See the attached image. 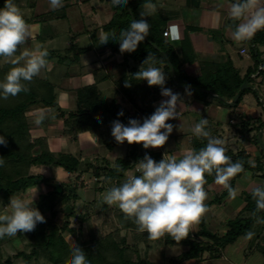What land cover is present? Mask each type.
Segmentation results:
<instances>
[{
    "label": "crops",
    "instance_id": "obj_1",
    "mask_svg": "<svg viewBox=\"0 0 264 264\" xmlns=\"http://www.w3.org/2000/svg\"><path fill=\"white\" fill-rule=\"evenodd\" d=\"M85 1V12H80L81 6L77 5L70 13L69 20L55 23L70 22L72 25L74 23L71 21L72 18H75L76 21L79 19L84 20L85 17L83 16L92 13V18L93 16L96 17V22L93 25L97 24L98 27L96 28H99L97 32L94 29L91 34H88L84 22L82 25L83 30L75 31L74 35L69 34L70 29L64 32V30L60 29V31L54 25L50 26L54 22L49 23V29L46 27L43 32L41 31L53 35L54 38L66 35L65 41L67 44L64 48L55 45L56 47L50 46L43 49L46 45L42 44L43 60L48 62L47 66L50 72L52 68V71L55 72L57 67L69 68L74 63H81V66H83L87 55L90 56V54L96 58L93 65L90 66V68H95L77 78L79 84L72 85L67 89L57 87L58 103L67 113L77 109L78 90L87 86L96 85L108 102L118 98L123 103L121 96L117 93L115 79L98 82L95 75V72L100 69H103L106 73L112 72L119 68L123 62V58L119 54L110 49H104L94 40V35H100L102 27L112 20L115 11H110L111 3L107 1ZM133 1H135L137 7L136 15L141 22V26H145L151 35H156L172 48L174 55L182 65L185 75L195 80L212 82L214 84L213 89L221 93L219 95L206 89L197 90L196 87L187 85H173L165 88L160 93L155 106L163 109L164 105L170 104V107L165 111L166 118L155 123L142 120L139 124V127L144 128L146 136L152 140L146 148L162 154L165 150L163 149L164 141H162L163 131L167 130L169 133L178 131V136L172 134L170 139L166 137V144L169 148L167 149L168 154L172 156L170 161L196 158L192 146L193 139L208 136L213 144H219L235 154L242 153L252 165L260 161L264 166V0ZM99 6L103 8L101 13L97 12ZM20 27L21 29L23 27L28 28V26ZM166 30L169 31L168 37L163 36ZM41 32L37 35V38L41 42L47 43L48 40L43 39ZM93 32L96 33L90 38ZM258 32L263 33L261 40L257 41L256 44L250 42V39ZM85 36H87V39ZM50 39L53 38L50 36ZM73 45L81 48L87 47L88 51L80 56L78 61L67 64L65 57L73 59V55L68 56L66 50ZM242 50H245V53H242ZM24 56L26 55L21 51L19 55H10L9 58H23ZM17 63L23 64V61ZM130 64H133L134 67L137 66L132 60L128 63V67ZM260 66L262 70L256 74ZM124 69L128 71L129 68L125 67ZM47 74L42 78L48 79ZM68 75L70 76L71 73ZM70 79H76V77H70ZM215 80L218 81L214 82ZM72 82L75 84L76 81L72 80ZM239 83L240 87L238 86ZM107 92L111 94L109 99L105 96ZM71 94L75 96L74 106H71V102H69ZM236 98L237 100H235ZM122 105L123 107L129 106ZM58 121L66 130L65 118H59ZM43 128L41 131L50 139V145L60 148L54 150L50 146L53 155L59 156V154L68 153L81 156L82 161L89 156L88 151H100L102 143L106 145L105 140L110 137L107 136V133L103 134L101 132L74 135L66 134L65 131L60 136L52 137L47 135V128ZM57 132L59 133V130ZM121 147L125 148L124 152H121ZM63 148H65V151ZM107 152L108 155L105 156V160L110 163L111 167L109 168H114L112 165H116L119 159H124L127 156L128 148L126 145H119L112 149L107 147ZM35 170H39L40 174H43L42 171L48 172L47 178L50 180L73 176L63 168L36 166L31 169L32 175H37ZM164 171L167 174L166 182L154 187L148 198L156 201L154 204L167 202L182 206V210L169 219L168 227L174 234L196 237L199 231L197 212L201 210V216L205 219L208 230L224 236L229 230L227 226L229 221L252 216L251 210L248 209L249 200L246 199V196L261 191L264 192V172L256 175V173L246 171L237 178L232 193L225 200L212 203L215 197L226 190V185L217 181L204 187L201 182L198 183L201 170L180 169L176 172H169L164 169ZM231 172L232 168L228 169L224 175L229 177ZM141 173L143 172L134 167L128 170L121 180L126 182L130 178L141 176ZM85 174H83V177ZM101 178H104V176L99 179ZM96 189L95 186L93 189L94 194H96ZM47 190L48 186L42 183L34 190L28 191L27 194L30 195V199L26 203L28 205L33 203L32 198H39L41 195L46 194ZM197 190L198 194L194 196ZM88 191L90 190L88 189ZM88 191L86 190V192ZM126 195V191L124 192L121 187L116 194H111L110 198L112 199L110 201H104L107 206L110 202L120 205L121 202L127 201V204L124 205L126 208L131 206L128 198L126 199ZM133 209L140 210L144 208L133 207ZM177 220L178 222H176ZM171 223L172 225H170ZM262 224L263 222L258 220L255 226L261 228L263 227ZM256 234V231L251 232L226 247L239 244L238 255L241 256L244 264H248L255 251L262 253L264 256V227L258 235ZM242 239L243 241L239 242ZM155 247L152 248V252L154 250V252H158L159 250L162 256L170 250H176L178 254L183 250L180 246H168L166 244L154 249ZM215 249L219 252H225L223 247L216 246ZM217 254L205 253L199 260H190L183 264L191 262L194 264H208L211 260L223 257V253L220 256H217ZM173 256L164 257L165 261ZM223 259L227 261L226 256Z\"/></svg>",
    "mask_w": 264,
    "mask_h": 264
},
{
    "label": "trees",
    "instance_id": "obj_2",
    "mask_svg": "<svg viewBox=\"0 0 264 264\" xmlns=\"http://www.w3.org/2000/svg\"><path fill=\"white\" fill-rule=\"evenodd\" d=\"M43 1L0 0V10H3L6 16L5 21L0 26V51H3L0 52V59L4 56L21 53L20 44L22 40L19 37L18 27L38 24L44 30V25L69 20L70 13L75 9L79 0H49L51 4L53 3L51 11L47 14L33 13L31 18L22 13L25 10L34 12ZM101 1L111 3L115 14L112 20L102 27L100 35H96V32L93 33L95 34V42L123 58L120 69L129 68L128 63L131 60L137 64L130 69V74L126 72L118 78L114 76L113 71L106 73L100 69L95 72L98 82L115 79L117 93L121 96L123 103L118 98L108 102L96 85L87 86L78 90L77 109L67 113L58 103L56 85L46 78L27 73L25 68L20 65H6V72H0V79H4L6 86L1 91L12 103L7 108L4 106L2 113L8 115L9 118L12 117L13 123L17 124L11 127L7 126L6 139L0 140V163H8L12 168L10 177L3 176L0 179L2 180L0 189L5 192L6 198L10 200V197L12 199L14 197L20 199L21 197L23 201L22 196L25 193L34 190L42 183L40 176L31 174V169L36 166L63 168L70 174L78 173L80 175L89 173L94 169L93 164L89 161L86 162V160L82 161L81 156L68 153L59 154L58 157L54 156L48 144L45 146V152L35 153L32 151L33 145L28 141L30 130L27 127L28 119H26L25 113L29 108L38 104L54 109L53 117L65 118L66 130L64 133L66 134L107 133V136L110 137L105 140V143L109 149L126 145L128 148L127 156L124 159H119L114 168L108 169L112 177L118 180L124 178L125 173L133 166L132 161H156L160 167L169 172H176L180 169L201 170L199 180L204 187L217 181L227 186L225 191L213 199L212 203H214L225 200L232 193L237 178L244 172L250 171L256 175L263 173L264 166L260 161L252 165L242 153L235 154L219 144H213L208 136L193 139L192 146L196 158L190 160L164 161L160 152H153L146 148V133L144 128L139 127V124L142 120L155 123L166 118L165 111L170 107V104L164 105L163 109L155 106L160 93L165 88L173 85H187L196 87L197 90L206 89L219 95L221 93L213 89L214 84L212 82L195 80L185 75L172 48L156 35H151L145 26H141L136 15L135 1ZM261 35H263L262 32L256 33L250 42L256 44L257 41L261 40ZM6 37H13L16 40L14 42L17 45L12 50L7 46ZM87 51V47L81 48L76 45L69 47L66 52L68 56L73 55V59L66 56L67 64L78 61L80 56ZM160 67L163 68L160 75L147 81L143 79L149 69L155 71L159 70ZM216 81L218 80L214 82ZM238 86L240 87V83ZM125 103L130 106L123 107L122 104ZM230 168H232V172L229 177H226L224 174ZM94 174L96 178L105 176L100 169L94 170ZM196 194H198V190L194 196ZM63 198H65V203H69V196L64 193L59 195L54 190L51 191L48 199L42 197L46 200L40 201L39 205L37 203L33 209L29 208L23 217L24 220H29L33 214L42 216L49 214L51 218L55 219L57 207L63 202ZM246 199L249 200L248 209L251 210L252 216L229 221L227 223L229 230L224 236L208 230L207 223L201 216V210L197 212L199 231L196 237L174 233L163 236L166 245L183 248L177 256L167 258L166 264H183L190 260H199L205 253L214 254L218 252L215 249L216 246L225 248L251 232L256 231V235H258L264 227V192L247 195ZM181 210L182 206L179 204L172 205L167 202H159L140 210H132L126 207L117 213L124 221L122 226L125 230L135 229L137 232L140 230L143 232L153 227L167 226L168 219ZM258 220L263 222V227L257 228L255 226ZM44 234L46 243L43 250L46 251L51 247L52 237L46 232ZM90 236L89 241L79 243L82 249H71L66 240L59 237L63 243L61 250L70 251L75 255V262L80 256H83L81 257V259L85 258L83 264H155L142 258L139 250L142 243L151 244V233H135L134 238L121 236L117 233L96 244L93 243L94 234L92 231ZM148 236L149 241H146ZM31 255L26 258L30 259ZM114 256H118V259L114 260ZM53 260L57 264L59 257H54ZM76 264L80 263L77 262Z\"/></svg>",
    "mask_w": 264,
    "mask_h": 264
},
{
    "label": "rangeland",
    "instance_id": "obj_3",
    "mask_svg": "<svg viewBox=\"0 0 264 264\" xmlns=\"http://www.w3.org/2000/svg\"><path fill=\"white\" fill-rule=\"evenodd\" d=\"M85 0H79L78 6H81L80 12H85ZM53 4V3H52ZM51 1L44 0L40 3V5L35 9L34 12L32 10H25L21 11L24 15L28 18H31L33 13H44L47 14L52 9ZM98 6V5H97ZM108 8V7H107ZM106 9V8H105ZM114 11L112 5L110 4V11ZM1 11V10H0ZM3 11V10H2ZM17 12L19 10H16ZM4 12V11H3ZM73 12V10L71 11ZM89 12V11H87ZM97 12H103L102 6L97 8ZM5 13V12H4ZM85 14V13H83ZM92 15V13H91ZM91 15H85L83 19H76L72 18L71 21L74 23L69 22H62L61 24L53 23L44 25V29L50 25H54L59 30H64V32L69 31V34L74 35L75 31L79 32L83 30V22L85 23V29L88 34L92 32V30L96 31L97 24L94 26L93 23L96 22L94 16L92 18ZM0 23L2 22V16L0 14ZM70 24V25H69ZM102 27V26H101ZM57 29V30H58ZM19 30V37L21 38L20 46L23 47L21 50L24 55L23 58H15L9 56H4L0 59V72H6L5 66L6 65H20L25 68L27 73L33 74L35 76L44 77L48 72L47 61L43 60V45H46L44 48L58 45L61 48H64L67 42L65 41V36H57L54 38L53 35L48 33H42L44 31L43 28L41 30V25L32 24L27 27H18ZM58 30V31H59ZM60 30V31H61ZM44 40H48L47 43L41 42L37 35L40 34ZM94 33V32H93ZM93 33L90 36L93 37ZM97 35V34H96ZM51 38L53 39H50ZM87 39V36H85ZM55 39V41H54ZM5 41L9 49L17 45L14 41L15 39L6 37ZM43 44V45H42ZM64 44V45H63ZM56 47V46H55ZM1 52V51H0ZM3 52V51H2ZM1 52V53H2ZM0 53V54H1ZM12 56H16L11 54ZM70 56V55H69ZM87 58V59H86ZM83 66L81 63H74L71 67H57L55 72H53V68L51 72L47 75V80L52 84L56 85L57 87L67 89L70 88L72 85H77V78L80 77L82 74L91 71L95 67L90 68L93 65L96 58L90 54L87 55ZM15 61V62H11ZM23 61V64L17 63ZM101 65V64H100ZM98 66V65H97ZM133 64L129 66L127 70H120L117 68L113 71L115 73V77H122L124 73H131L129 70L133 68ZM163 71V68H159V70L149 69L143 79H154L156 76L160 75ZM71 73L68 77L67 74ZM70 77H76V79H70ZM72 80L76 81L75 84ZM72 83V84H71ZM79 84V83H78ZM5 81L4 79H0V140H4L5 132L7 131V126H15L17 124L13 123L11 120L12 117L9 118L8 115H3V107L6 108L11 105V100L6 97V95L2 94L1 90H4ZM114 86V85H113ZM113 94V93H112ZM105 96L109 99L111 97L110 93H106ZM71 106L75 104V96L74 94L70 95ZM67 99V98H66ZM128 103V102H127ZM126 104V103H125ZM129 104V103H128ZM130 106V105H129ZM7 111L5 110V113ZM54 109H50L47 107L42 106L41 104L31 107L25 113L26 119H28L27 127L30 130L29 133V143L33 145L32 151L35 153L45 152L46 144L51 146V149L59 150L57 147L50 145V139L44 135L41 131L43 127L47 128V135L50 136H60L65 131V128L62 127V124L58 121L59 118H55ZM58 113V112H57ZM20 121V120H19ZM20 123H22L20 121ZM19 125V123H18ZM44 129V128H43ZM56 130V131H55ZM59 130V133L57 132ZM162 141H164L163 149L164 152L162 153V159L164 161H170L172 156H169L166 144V137L170 139L172 134L179 135L178 131H163ZM181 138V137H180ZM8 139V137H7ZM151 140V139H150ZM152 142V140H151ZM159 142V141H158ZM160 144V142H159ZM53 147V148H52ZM65 151V148H63ZM125 151L124 147H121V152ZM51 151V150H50ZM119 151V149H118ZM123 151V152H124ZM89 156L86 157V162H90L93 164V170L89 173L83 174L73 173V176H68L66 178H58V179H48L47 176L49 175L48 172H43L40 174L39 170H35L37 172V176L42 178V183L45 186H48V192L46 194L41 195L39 198H32L31 200L33 203L29 205L26 203L30 199V195L25 193L23 197V201L19 198H6L5 192L0 189V264H55L54 257H59V262L57 264H76L79 262L83 264L85 262V258L80 256V258L75 262L74 257L70 251H62V241L59 237H63L66 240V243L71 247V249H82L79 243L81 241L87 242L91 239L90 233L91 231L94 234V244L101 243L105 241L109 236L115 235L119 233L121 236L133 237L135 233H151V244L142 243L139 247L141 251V257L145 260L151 261L155 264H166L164 257H169L173 255H177L178 252L176 250H170L169 252H165L164 256L158 252H152V248L154 246L160 247V245L165 244V235H168L171 232L170 228L165 225L159 226L158 228L153 227L152 229H148V231L141 232L135 229H128L125 230L122 226L123 219L120 218L119 214L117 213L120 209H125L124 205L127 204V201H123L120 205H117L114 202H110L107 206L105 201H110L111 194H116L118 189L126 191V199L128 198L130 205L128 206L130 209L133 210L134 208H145L150 207L156 201H153L148 198L150 195V191L154 188L163 184L167 180V174L162 167H160L159 163L155 164L156 161H138L133 162L132 168H136L140 172H144L141 176L136 178H130L128 181L124 182L122 180H118L115 177H112V174L109 173V167H111L110 163H108L105 159V156L108 155L107 147L104 143H102V149L96 150L94 152L88 151ZM55 155V154H54ZM58 157V155H55ZM105 161V162H104ZM113 162V161H112ZM111 162V163H112ZM140 162V163H139ZM114 163V162H113ZM112 165V167H114ZM138 166V167H137ZM158 166V167H157ZM154 167V168H153ZM156 167V168H155ZM11 167L10 164L1 162L0 163V179L1 177L11 176ZM100 169L103 172L104 178H96L94 174V170ZM109 177V179H108ZM200 179V177H199ZM200 180H198V183ZM41 183V184H42ZM2 184V180H0V185ZM97 187L96 194L93 192L94 187ZM52 187V188H51ZM88 189L90 191H88ZM55 191L57 194H65L69 196V203H65L63 198V202L58 205L56 218H51L49 214L46 215H39L33 214L29 220H24L25 213L29 210V208L33 209L36 204L48 199V195L51 191ZM86 190L88 192H86ZM92 190V191H91ZM107 191V193H106ZM42 197L46 199H42ZM117 197V196H116ZM82 198V199H81ZM25 200V202H24ZM79 200V201H78ZM105 200V201H104ZM161 201V200H158ZM41 204V203H40ZM74 211V212H73ZM171 221V220H170ZM178 222V220L176 221ZM169 223V219H168ZM172 225V223L170 224ZM139 230V229H138ZM71 231V232H70ZM50 234L52 237L51 247L43 250L45 247L46 240L43 237L44 233ZM159 235V236H157ZM185 235V234H181ZM167 237V236H166ZM149 236L146 237V241H149ZM78 240V243H77ZM243 241L240 240L239 242ZM238 242V243H239ZM92 243V242H91ZM158 245V246H157ZM156 247L154 249H156ZM239 248V244L234 245L233 247H226L225 252L218 251L216 252L217 256H220L223 253V257L221 259L211 260L208 264H244L241 256L238 255L237 249ZM160 250L162 248H159ZM32 254V255H31ZM83 254V253H80ZM30 256V259L26 257ZM224 256H226L227 261H224ZM114 260L118 259V256L113 257ZM112 260V259H111ZM189 264H194L193 262ZM248 264H264V256L262 253L255 251L254 256L251 260H249Z\"/></svg>",
    "mask_w": 264,
    "mask_h": 264
},
{
    "label": "built area",
    "instance_id": "obj_4",
    "mask_svg": "<svg viewBox=\"0 0 264 264\" xmlns=\"http://www.w3.org/2000/svg\"><path fill=\"white\" fill-rule=\"evenodd\" d=\"M168 35H169V31L168 30L164 31L163 36L164 37H168ZM242 53H245V50H242ZM258 70L259 71L256 74H258L262 70V67L260 66ZM150 143H151L150 138L148 136H146V144H147V146L150 145ZM155 164L157 165V162H155Z\"/></svg>",
    "mask_w": 264,
    "mask_h": 264
},
{
    "label": "water",
    "instance_id": "obj_5",
    "mask_svg": "<svg viewBox=\"0 0 264 264\" xmlns=\"http://www.w3.org/2000/svg\"><path fill=\"white\" fill-rule=\"evenodd\" d=\"M0 14L2 15V23H3L6 19V16H5V13L3 11H0ZM235 100H237V98Z\"/></svg>",
    "mask_w": 264,
    "mask_h": 264
}]
</instances>
